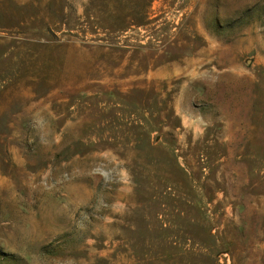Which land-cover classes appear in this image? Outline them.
I'll return each instance as SVG.
<instances>
[{
    "label": "rangeland",
    "instance_id": "374dc122",
    "mask_svg": "<svg viewBox=\"0 0 264 264\" xmlns=\"http://www.w3.org/2000/svg\"><path fill=\"white\" fill-rule=\"evenodd\" d=\"M0 264H264V0H0Z\"/></svg>",
    "mask_w": 264,
    "mask_h": 264
}]
</instances>
